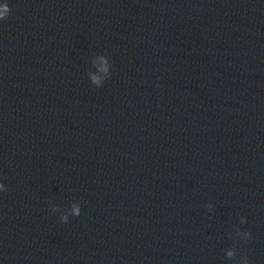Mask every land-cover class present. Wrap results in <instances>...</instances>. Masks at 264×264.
I'll list each match as a JSON object with an SVG mask.
<instances>
[{
  "label": "water",
  "instance_id": "95a60500",
  "mask_svg": "<svg viewBox=\"0 0 264 264\" xmlns=\"http://www.w3.org/2000/svg\"><path fill=\"white\" fill-rule=\"evenodd\" d=\"M8 3L0 264H264V0Z\"/></svg>",
  "mask_w": 264,
  "mask_h": 264
},
{
  "label": "clouds",
  "instance_id": "9594fccd",
  "mask_svg": "<svg viewBox=\"0 0 264 264\" xmlns=\"http://www.w3.org/2000/svg\"><path fill=\"white\" fill-rule=\"evenodd\" d=\"M10 12H11V8H10V5L8 3V0H4L3 3H0V20L6 19L8 17V15L10 14ZM91 82L94 85H96L97 87H100L103 85L101 80L96 76L91 77ZM0 191H7V189L3 183H0ZM208 207H211V205H208ZM80 214H81V206L79 203H77L73 206L72 215L79 216ZM61 221L64 223H67L68 222V215H62ZM241 221H242V223L245 222L243 217H241ZM244 234L247 238H250L249 232H244ZM235 255H236L235 250L229 251L227 253L228 258H233ZM243 261H244V264H248L247 258H244Z\"/></svg>",
  "mask_w": 264,
  "mask_h": 264
}]
</instances>
